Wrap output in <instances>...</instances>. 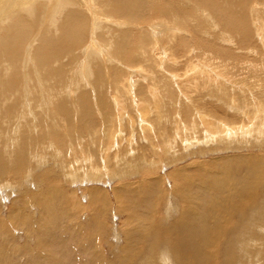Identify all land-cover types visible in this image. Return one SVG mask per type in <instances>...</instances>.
I'll return each instance as SVG.
<instances>
[{"label": "bare ground", "instance_id": "obj_1", "mask_svg": "<svg viewBox=\"0 0 264 264\" xmlns=\"http://www.w3.org/2000/svg\"><path fill=\"white\" fill-rule=\"evenodd\" d=\"M26 1L0 0V142L3 140V146L0 145V179L5 178L6 184L15 180L10 171H17L24 165L15 164L17 161L21 164L25 159L22 156L25 152L20 146L22 140L35 147L41 142L39 138L48 137L50 143H46V148H53L51 150L58 156L65 151L73 156L77 152L83 154L80 161L77 159V164L76 160H69V164L64 165L75 177V173L83 169L82 165L88 161L84 174L85 177L90 174L89 179H93L91 175L96 176L101 168L93 163L94 149L102 154V168L109 173L115 172L114 163L113 168L107 166L106 161H111L109 157L118 162L119 172L123 169H120L124 166L122 164L131 165L137 157L141 159L142 154L134 156L138 153V150L135 153L137 146L131 145L137 133L142 138L162 137L161 143L172 160L179 153L177 148L172 147L178 139L186 149L193 142H197L200 148L205 143L210 145L219 141L227 143L252 138L264 145V0H32V3L24 4ZM95 42L102 45L98 47L102 48L103 56L97 58L101 64H97L94 61L96 57L90 55L93 50L91 45ZM226 42L237 51L224 46ZM191 56H198L200 62L190 61L193 59ZM183 57L185 61L181 60ZM85 60H90L92 65L96 63L92 66L88 62L90 67L86 82L82 81V75H76L78 67L73 70L77 63ZM182 62H186V68L178 72L177 66ZM126 71L140 75L145 81L131 82V75L129 77ZM89 84H94L93 91L96 92L93 101ZM108 89L113 91L110 96H107ZM194 91L198 93V98L208 94L212 99H219L226 108L228 106V109L248 118L249 124L245 121L236 125L235 121L229 120L226 108L218 111L210 107L213 103L205 106V99L199 103L191 95ZM130 108L134 116L129 114ZM127 126L128 130L121 129ZM79 135L86 136L87 149L82 143H77L83 140ZM123 137L128 144L125 146L127 150L121 153L116 146L121 144ZM94 143L97 148L92 146ZM112 148L116 151L109 156ZM32 152L29 150L25 157L29 159ZM128 156L130 159L127 160ZM256 156L247 154L236 158L233 170H239L247 162L244 175L233 182L240 191L232 198V191L228 194L230 190L226 191V195L214 198L212 203L216 207L211 208L214 212L212 217L203 212L202 218L201 214L198 218V212L193 215L188 207L193 203L192 196H179L183 212L176 222L183 223L182 226L177 228L172 223L164 232H155L156 240L170 242L168 250L159 252L161 264H210L209 254L214 255L212 247L215 239H210L211 234L208 235L210 225L203 224L210 218L215 226L222 225L225 220L230 221L234 217V209L240 213L247 207L246 204L256 200L254 197L248 201L243 199L253 196L244 197L253 186L258 185L260 179L254 173L258 170H254V161L262 159L263 162L264 153ZM146 161L149 162L148 159ZM147 165L145 169L149 172L151 170ZM26 171L29 173V170ZM151 176L150 179L155 178ZM213 184L222 191L226 188L223 181ZM117 186L123 188L125 184ZM174 187L173 195L178 196L176 190L180 187ZM93 191L92 198L98 202V191ZM58 192L61 198L70 197L65 190ZM236 198L241 200L236 201ZM227 201H233L227 206L233 210L229 213L221 210L226 208ZM130 216L128 214L127 219ZM187 217H190L189 225ZM191 219L202 220L203 223L199 224L202 226L193 230ZM184 223L186 226H183ZM258 230L262 233L256 234L257 238H249L263 253L259 248L252 252L249 246L244 247L242 243L241 251L247 256L244 264H255L256 259L257 264H264V247H260V243L264 246V226L259 225ZM182 232L184 242L177 245L172 235ZM161 234L162 237L159 236ZM195 235L200 237L197 246L192 244L196 240ZM208 245L211 249H207ZM184 257H189L190 262ZM223 260L227 263L226 258Z\"/></svg>", "mask_w": 264, "mask_h": 264}, {"label": "rangeland", "instance_id": "obj_2", "mask_svg": "<svg viewBox=\"0 0 264 264\" xmlns=\"http://www.w3.org/2000/svg\"><path fill=\"white\" fill-rule=\"evenodd\" d=\"M31 1L32 0H28L24 4H30ZM87 43V46H89V40ZM257 44L259 46L261 45L260 43ZM100 45V42H95L91 45L93 50H91L90 55L96 57L94 61L97 64L102 63L99 59V62L97 61V58L103 56L102 48L98 47ZM224 46H229V49H233L231 48L232 45L228 44V42H226ZM234 50L237 51V48H234L233 51ZM82 57L83 55L80 56V58ZM254 57H256V55ZM191 58H193L190 60L192 62H200L198 56H191ZM182 59L185 61L184 57L181 58V60ZM88 62L91 64L90 60H85L80 64L77 63V66L73 69L75 70V68L78 67L79 73L76 71V75H82V81L84 82H86L88 78V68L90 67ZM95 62L94 64H96ZM202 62L204 61L202 60ZM185 64L186 62H182L178 65L179 67L177 66L178 72L186 68ZM164 66L166 65L164 64ZM126 72L129 77L131 75L129 79L133 83L138 80L137 83L145 81L142 80L140 75L136 76V74L130 73V71ZM73 75H75V71H73ZM108 77L107 79H109ZM88 89L91 93V98L93 96L91 100H95L96 92L93 91V89H95L94 84L93 86L89 84ZM107 91L105 92L108 94L107 96L113 93L110 89ZM191 95L192 97L194 96V100L198 99L196 101L199 103L201 99H205V103L203 102L206 104L205 106H210V104L213 103L210 107L216 108L218 111H222L226 108V106H223L222 102H219V99H212L208 94H204V97L198 98V93L194 91ZM204 104L202 106H204ZM220 107L223 108L220 109ZM225 110L226 113L228 112L230 114L229 120L235 121L236 125L245 121L246 124H249L247 122L248 118L242 117L243 114L240 115L228 109V106ZM129 114L134 116V112H132L131 108ZM126 123L127 122L124 124ZM168 128V130H171L170 126H168ZM121 129L126 131L129 129V126H127V128L122 127ZM199 130H201V128ZM138 134L139 133L134 135L133 140H131V145L137 146V149L135 148V153L138 150V153L134 154V156L138 154L143 155H140L141 159L137 157L135 160L136 162H134V164H137L134 165L132 163L130 165L124 163L122 164L124 166L120 168H123L122 171L119 172L117 170L118 162H115L113 158L109 157L116 151L115 148H112L108 154L111 161H106V163L107 166L110 165L112 168V164L114 163L115 172L110 171L109 173L102 168V154L98 153V151H96L97 149H94L96 153H93V163L101 168L97 171L96 176L91 175V177H94L93 179H89L90 174H87L88 176L86 175L87 178L85 177L88 169V163L86 162L88 161L84 162L82 165L84 167L83 169L75 173V177L72 176L68 167H65V165L73 160H76L75 162L77 164V159L80 161V159H82L81 157L84 156L83 154L77 152V155L73 156V154L69 152L66 153L65 151V154L61 153L58 156L54 150H51L53 148H46V143H50L48 137L44 139L39 138L41 142L35 147L26 140L20 141L22 151L23 153L25 152L22 156L25 159H23L21 164L19 161L15 162V164L20 166L24 165L22 168H18L17 171H10V174L12 173L15 175V180L12 179L11 182L8 181V184H6L5 178L0 179V264H161L159 262V252H163L166 249L168 250V244H170V242L164 239H160L159 241L156 240L155 232L156 230L164 232L172 223H175L177 228L182 226L183 223L176 222L180 217V213L183 212L179 196L193 197H191L193 203H190L188 206L189 210L194 212L192 213L193 215L198 212V218H200L201 215V218L204 217L203 214H211L212 217V213L214 212L211 208L214 206L216 207V205L212 203L214 202V198L220 197V194L226 195L227 190H230L228 194L232 191L230 194L232 198L235 196V193L240 191V188L237 187L236 184L234 185L233 182L234 180H240L241 176L244 175V167H246L245 164H247V162L244 165L242 164L239 170H233L236 158L240 155L244 156L248 154L252 157L258 155V153L260 155V152L264 153V145L261 146V142L255 141L257 140L256 138H252V140L238 139L237 141H227V143L218 140L219 142L209 143L210 145L205 143L200 148L196 144L197 142H193V145L192 143L189 145L187 144V149L183 148L178 139L179 141L177 140L178 142H174L172 147L174 149L177 148L176 150H178L179 153L175 154V158L172 160L168 155L169 153H166L163 143H161L162 137H158L157 139L153 137L142 138L143 136H138ZM79 137L83 140L77 143H82V146L87 149L88 144L86 136L79 135ZM123 138V141L120 142L121 144L116 146V149L121 153L125 152L124 149L127 150L125 146L128 144L125 139L126 137ZM159 139L160 141H158ZM0 145L3 146V140H1ZM92 146L97 148V144L95 143ZM25 147L26 150H24ZM29 150H33L34 153L32 152V155H30L28 159L25 155ZM139 150L141 153H139ZM158 150H161L164 155L160 154L161 152L159 153ZM126 153H128V151ZM166 155L168 156L166 157ZM146 157L149 162L146 161ZM128 158L130 159L129 156L127 160ZM197 160H199V164ZM261 160L262 159L254 161V170L258 169L257 172L254 171V173L256 176L257 174L259 175L260 179L258 180V185L261 183L259 185L260 187L257 185L254 188L253 186L252 189H250V193H245L244 197L249 194H253V196H246L243 198L248 201L254 197L257 203L253 201L252 204H246L247 207H244V212L240 211L242 216L239 211L235 212V209L233 211L227 208V206L229 207V205L233 204V201H227L225 202L227 203V205H225L226 208L221 210H225L226 213L233 211L232 216L234 217H232L230 221L225 220L222 225L217 224L218 226H215L214 222H212L213 220L209 218L207 223L203 224L210 225L208 228V235L211 234L209 235L211 236L210 239L212 237L215 239L213 240L214 243L212 247L214 249V255L211 256L209 254L210 264H244L246 263L244 262V258L247 256L241 251L243 249L241 245L244 244V247L249 246L248 248H250L252 252H254L255 249L257 251V248H259L257 244L254 245V243H252L253 239L251 241L249 236L257 238L256 234L259 235L258 233H262L261 230H258L259 225L264 226V161L261 162ZM4 161H6L5 158ZM194 162L196 163L194 164ZM250 162H248V164H252ZM147 163L149 164L147 166L151 170L149 172L145 169ZM26 170H29V173ZM227 170L228 172H226ZM79 172L80 175H77ZM213 174L214 176H212ZM150 175H153L151 177L155 178L150 179ZM70 176H72L73 179H71ZM156 177H158V179ZM84 178H86V180H84ZM216 181H223L226 188H223L222 191L221 189L219 190V188L216 189L213 187V182ZM202 182H205V184H202ZM119 183H124L125 186L123 188L117 186ZM230 185H232V188ZM174 186L177 188L178 186L180 187L176 190L178 196L173 195ZM62 190L70 193V197L67 198L68 200L61 198V195H59L58 191ZM93 190L98 195V202L94 201L92 198L94 197L91 193ZM232 193L234 194L232 195ZM116 196H118V199H116ZM255 196H257V198ZM106 199L107 202L105 201ZM240 200L241 199L236 198V201ZM191 204L192 206H190ZM117 205L120 208H118ZM116 208H118V211ZM201 212H203V214H201ZM128 214L132 216H130V219H127ZM189 218L190 217L186 218V222H190ZM191 220L194 222L192 223L193 225L191 224L193 230H196V227L202 226L199 225L203 223L202 220ZM198 221L199 223H197ZM189 222L187 223L188 225ZM125 223L126 226H124ZM183 226H186L185 223ZM219 230L221 231L219 232ZM163 234L159 236L162 237ZM208 235L207 240H209ZM170 237L171 236H169V238ZM172 237L173 240L177 241V245L184 242V240H182V237H184L183 232L176 236L172 235ZM195 238L196 240H194L192 244L197 246L200 237L195 235ZM239 240L241 242H239ZM209 243L210 242L207 244ZM260 244V247H264L263 243ZM124 245L126 247L123 248ZM209 246L210 245H208L207 249H211ZM232 249H234V251ZM260 251L263 253L262 250ZM226 253L228 255H226ZM184 258L190 262L189 257ZM225 258L227 259V263L223 260ZM251 258L250 260H252ZM254 262L257 264L258 259ZM249 263L253 262L249 261Z\"/></svg>", "mask_w": 264, "mask_h": 264}]
</instances>
